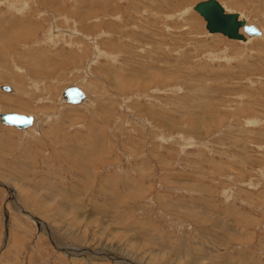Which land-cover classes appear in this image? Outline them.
<instances>
[{
    "label": "rangeland",
    "instance_id": "obj_1",
    "mask_svg": "<svg viewBox=\"0 0 264 264\" xmlns=\"http://www.w3.org/2000/svg\"><path fill=\"white\" fill-rule=\"evenodd\" d=\"M198 1L0 0V111L35 116L0 121V264H264V0H218L248 42Z\"/></svg>",
    "mask_w": 264,
    "mask_h": 264
},
{
    "label": "water",
    "instance_id": "obj_2",
    "mask_svg": "<svg viewBox=\"0 0 264 264\" xmlns=\"http://www.w3.org/2000/svg\"><path fill=\"white\" fill-rule=\"evenodd\" d=\"M206 21V29L210 33H221L230 39L244 41L246 34L249 36L261 35V31L254 24H248L244 18H240L237 12H226L218 0H202L193 5ZM3 89L11 90L9 86ZM68 101L77 103L85 98V94L80 90L74 95L72 92H63ZM0 120L8 125L17 127H28L33 123V116L20 113L0 112Z\"/></svg>",
    "mask_w": 264,
    "mask_h": 264
},
{
    "label": "bare ground",
    "instance_id": "obj_3",
    "mask_svg": "<svg viewBox=\"0 0 264 264\" xmlns=\"http://www.w3.org/2000/svg\"><path fill=\"white\" fill-rule=\"evenodd\" d=\"M15 4V3H14ZM220 4L222 5V7L226 10V12H236V11H229V10H227L226 9V7L220 2ZM11 5H13V4H11ZM13 7V6H12ZM197 12V11H196ZM238 14H239V17L240 18H244L245 20H246V22L248 23V24H251V23H249V21L247 20V18H245V17H243L242 16V14H240L239 12H237ZM205 20V19H204ZM15 22V21H14ZM206 22V21H205ZM22 24V23H21ZM260 29V28H259ZM261 30V29H260ZM255 36H257L258 37V35H255ZM255 36H249V35H246V39L243 41V42H248L249 41V39H251V38H253V37H255ZM261 36H263V31L261 30V35H259V37H261ZM242 41V40H241ZM3 85H10V87H11V90H9V91H5V92H14L15 91V89H14V87L11 85V84H3ZM2 86V85H1ZM1 86H0V88H1ZM71 86V85H70ZM79 86V85H78ZM66 89V88H65ZM81 90L85 93V98L82 100V102L81 103H79V104H75V103H71V104H73V105H81L83 102H85L86 100H87V98H88V95H87V93L81 88ZM65 91V90H64ZM63 91V92H64ZM63 92H62V97H63V99H65L66 101H67V99L63 96ZM68 102V101H67ZM68 103H70V102H68ZM0 112H3V111H0ZM13 112H15V111H13ZM3 113H9V112H3ZM17 113H20V112H17ZM23 114V113H22ZM25 115H27V114H25ZM31 116H32V114H30ZM34 116V115H33ZM1 121V120H0ZM3 125H6V126H9V127H14V128H16V129H19V130H27V129H29V128H31L32 126H34V123H35V116H34V122H33V125L31 126V127H17V126H15V125H8V124H6V123H3V122H1Z\"/></svg>",
    "mask_w": 264,
    "mask_h": 264
},
{
    "label": "crops",
    "instance_id": "obj_4",
    "mask_svg": "<svg viewBox=\"0 0 264 264\" xmlns=\"http://www.w3.org/2000/svg\"><path fill=\"white\" fill-rule=\"evenodd\" d=\"M6 112V111H5ZM3 140V142H4V139H2Z\"/></svg>",
    "mask_w": 264,
    "mask_h": 264
}]
</instances>
